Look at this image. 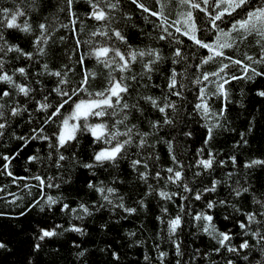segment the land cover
Here are the masks:
<instances>
[{"label": "snow or ice", "instance_id": "snow-or-ice-1", "mask_svg": "<svg viewBox=\"0 0 264 264\" xmlns=\"http://www.w3.org/2000/svg\"><path fill=\"white\" fill-rule=\"evenodd\" d=\"M131 3L135 11L126 10L123 0H86L87 11L82 19L76 10L77 0H57L51 20L45 10L46 0H15L10 6L0 3V145L17 142L14 150L0 148V203L18 204L23 199L8 191L9 185L23 187L31 196L18 211H0V219L15 226L18 218L36 210L52 211L57 205L61 213L67 210L78 220L104 208L111 217L118 210L136 213L137 206L145 208L146 199L152 196L165 202L178 198L175 215L161 207V215L156 217L166 224L175 264H237L238 258L246 264H264V192L255 193L247 179L233 181L231 172L223 178L215 174L217 166L222 170L227 161L237 167L235 150L248 145L246 132L253 131V120L233 142L232 154L220 157L207 147L215 133L228 130L231 123V82L264 78V0ZM173 7L177 9L174 13L170 11ZM59 14H64L63 21ZM87 19L94 21V27L85 32ZM129 26L143 38L140 44L130 41ZM58 29L70 31L74 40L71 51L65 48L61 53L56 48L53 34ZM9 30L29 35L31 50L10 41ZM65 40L64 35L58 36L61 44ZM72 56H76L74 64L70 63ZM89 58L103 70L102 79L101 73L87 66ZM157 75L163 77L162 83L155 82ZM152 89H159V94ZM256 94L264 98V88H257ZM149 108L155 118L142 120ZM193 120L203 122L205 134L192 161L186 163V146L194 135L189 127ZM162 130L164 135H160ZM81 135L90 138L87 160L77 151ZM36 142L41 143L24 157L25 172L29 174L21 177L12 164ZM161 143L170 161L163 166L157 151ZM123 161L135 173V179L146 186L134 201L137 206L127 203L128 196L120 191L124 179L118 169ZM257 165L264 167V158L246 159L242 167L249 172ZM78 168L91 173L93 179H87L85 187L96 199L72 206L63 193L58 191L54 196L48 190L70 184L73 170ZM101 169L107 173L105 179L96 178ZM220 184L228 185L222 199L213 195ZM32 188L37 190L36 195ZM245 194L251 196V210L239 204ZM202 199L203 207L198 208L195 202ZM217 206L225 209L223 220H231L239 232L216 225L211 210ZM184 217L215 242L211 248L186 253L176 238ZM107 226L99 225L101 229ZM62 227L37 225L32 253L41 249L46 238L61 235L58 229ZM63 230L80 234L85 231L82 225L71 222ZM127 235L133 237L134 233L129 231ZM238 235L242 238L234 243ZM157 236L164 238L159 232ZM133 243L142 245L144 241L135 239ZM73 246L79 249L77 259L85 257L88 249L75 241ZM0 250L12 251L10 241L2 236ZM155 250L157 264H170L168 251L159 244ZM213 255L221 259L213 261ZM111 257L118 264L117 250L111 251ZM149 259L145 254L146 264ZM21 264H34L32 254Z\"/></svg>", "mask_w": 264, "mask_h": 264}, {"label": "trees", "instance_id": "trees-1", "mask_svg": "<svg viewBox=\"0 0 264 264\" xmlns=\"http://www.w3.org/2000/svg\"><path fill=\"white\" fill-rule=\"evenodd\" d=\"M15 0H0V3H7L9 6L14 3ZM124 7L128 11H135V6L131 3V0H123ZM57 0H46V12L49 15V19H52V13L55 10ZM77 13L84 18V13L87 11L86 0H77L76 4ZM170 11L173 13L177 11L175 7L171 8ZM137 16L139 13L137 12ZM59 19L64 20V14H59ZM143 24L142 21H137ZM94 27V21L87 19L85 21V32L88 29ZM146 28H150V25H146ZM9 40L19 45L26 51L31 50V37L18 30H9ZM130 36V41L133 44H140L142 37L140 36L137 29L129 26L127 29ZM64 35L66 40L63 44L58 41V36ZM53 39L57 40L56 48L63 53V50L67 48L71 51L74 44V40L71 37V33L68 29H58L53 34ZM147 43L146 40H144ZM251 47V45H250ZM14 55V54H13ZM76 56H72L70 63L74 64ZM21 62L22 58H21ZM89 68H94L98 73H101V79L103 78V70L100 66L96 65L95 60L89 58L87 61ZM139 66L137 65V70ZM164 68V65H161ZM34 70V69H33ZM80 68L77 66L76 72L79 73ZM73 79L76 76H72ZM163 77L157 75L155 77L156 83H162ZM95 86V85H94ZM257 88H264V78L257 77L253 81H234L231 82V101L228 103V117L230 125L228 130H220L215 133L214 138L210 141L207 147L214 150V153H218L220 157L232 154V145L235 140L240 139V131L246 130L248 127V121L253 120L254 129L251 133L246 132V136L249 140L248 145H241L235 154L237 156V167L233 168L231 161H227L221 170L220 166L216 168L217 178H223L225 173H232V180H245L247 179L249 186L255 193L264 192V167L259 165L255 166L249 172L243 170V162L251 157L264 158V98L259 97L256 94ZM243 89V93H241ZM152 92L159 94V89H152ZM189 101L192 100V96H189ZM239 100L241 103L237 104L235 101ZM219 103V102H217ZM151 116L155 118V114L152 113L151 109H147L145 112L146 117ZM189 127L194 130V135L187 143L186 146V163L192 161L193 154L196 148L201 147L202 140L204 138L205 129L203 122H196L193 120ZM235 131H232V129ZM146 129V125H145ZM160 135H164L162 130ZM41 142L30 144L23 150L22 155L15 160L12 164V168L15 170L17 175L24 177L29 173L25 172V159L24 157L31 153ZM90 138L86 135L80 136L79 148L77 149L79 155L87 160L91 154V148L89 147ZM17 142H9L5 145H0V148H8L14 150ZM157 151L160 153V164L163 166L165 163H169L167 159V149L161 143L157 146ZM32 171H35L36 165H32ZM55 169H53V174ZM119 174L124 179V184L120 187V191L128 196L127 203L133 206L134 201L139 199V195L146 190V186L135 179V173L129 168L128 163L123 161L118 169ZM107 173L101 169L97 173L98 179H105ZM87 179H93L91 173L87 169L78 168L73 170V179L70 184L62 185L59 190L49 189V193L57 195L58 191L63 193L64 196L68 197V201L75 206L78 201L88 202L92 199H96L92 191L85 187ZM3 178H0V182ZM26 183L32 184L33 181H25ZM175 190L174 186H172ZM8 191L16 193L17 196H22L23 199L18 204H4L0 203V211H18L23 204L31 199V196L27 195V189L20 187L17 189L16 186L9 185ZM36 189L32 188V194L36 195ZM228 193V185L220 184L217 186L216 192L213 194L216 197L224 198ZM208 194H205L207 196ZM211 198V197H209ZM6 199H10L7 198ZM180 203L177 198L173 201H161L158 197L152 196L146 199V207L138 208L136 213L127 214L123 213L122 210H118L110 217L109 210L104 208L103 210L96 212L90 216H85L82 220L76 219L67 210L61 213L59 206H53L52 211H45L43 213L39 210L31 212L30 215H26L23 218H18L15 221V226L10 224L8 221L0 219V236L6 241H10V247L12 251L6 252L0 250V264H21L26 256L32 254L34 264H116L111 257V251L117 250L119 253L118 264H146L144 255L148 254L150 259L147 264H157L156 261V250L155 245L159 244L162 249L168 251L170 255L166 258L170 264H175V251L171 247L170 241L167 239L166 224L162 225L156 217L161 215V207H167L169 213L175 215L178 211L177 204ZM192 203V201H189ZM197 207H203V199L195 202ZM239 204L249 210L253 208L250 194H245L239 199ZM215 218V223L218 227L223 229L224 227L231 228L234 232H239L237 227L233 226L231 220L224 221L223 215L225 209L217 206L211 210ZM230 211V209H229ZM236 215H239L238 213ZM188 218L184 217V223L181 228L177 230L176 238L182 242V247L186 253H191L193 249L207 250L214 245L206 234L198 232L197 229L187 223ZM69 222L82 225L85 229L83 234L74 231H64L67 228ZM106 223L108 226L105 229H101L99 225ZM53 224H60L63 227L58 229L62 232L61 235H57L51 238H46L45 241L41 242V249L32 253L31 244L33 242V233L36 231V226H48L51 227ZM131 231L134 233L133 237H129L127 233ZM161 233L164 237L161 239L157 236V233ZM242 237L236 236L233 240L234 243H238ZM135 239H142L144 243L142 245H136L133 243ZM73 241L81 246V248L88 249L85 257L77 259L75 253L79 250L73 246ZM255 243V241H250ZM58 250V251H57ZM257 251V258H259V249ZM251 255V253H248ZM227 255V253H224ZM188 255L184 256V260L187 261ZM221 257L217 255L212 256V260H220ZM195 264V261H193ZM201 264H207L206 261H202ZM237 264H246L241 258L237 259Z\"/></svg>", "mask_w": 264, "mask_h": 264}]
</instances>
